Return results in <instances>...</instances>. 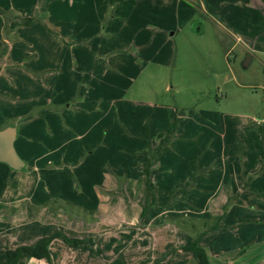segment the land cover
<instances>
[{
  "label": "crops",
  "instance_id": "1",
  "mask_svg": "<svg viewBox=\"0 0 264 264\" xmlns=\"http://www.w3.org/2000/svg\"><path fill=\"white\" fill-rule=\"evenodd\" d=\"M174 1L179 11L191 13ZM188 1L197 2L196 9L235 44L244 42L249 56L264 57L257 25L264 24V0ZM149 26L144 29L155 27ZM9 27L0 24V47L8 46L0 52V129L15 128L14 148L24 167L16 171L0 163V224L8 230L41 228L10 236L13 246L2 247L0 263L8 250L59 233L48 247L50 261L24 256L18 264H142L139 242L152 243L150 232L165 228L188 239L169 240L165 258L183 255L192 237L203 236L199 245L208 262L214 257L216 264H235L249 255L248 264L264 263V118L223 110L185 114L160 103L137 109L111 97L116 90L107 85L101 96L95 82L118 70L129 74V66L112 55L129 53L134 67L143 65L141 73L170 65L166 40L157 36L128 37L119 42L127 47L117 48L113 39L102 42L91 34L95 24ZM175 113L177 127L166 142L158 134ZM239 128L252 129L253 136ZM116 234L131 239L118 246ZM117 246L131 255L117 256Z\"/></svg>",
  "mask_w": 264,
  "mask_h": 264
},
{
  "label": "rangeland",
  "instance_id": "2",
  "mask_svg": "<svg viewBox=\"0 0 264 264\" xmlns=\"http://www.w3.org/2000/svg\"><path fill=\"white\" fill-rule=\"evenodd\" d=\"M181 1L189 6L191 13L179 11L174 0H0V24L29 19L30 24H95L91 34L96 35L102 42L113 39L117 48H126V45L119 42L120 40L125 42V38L128 37L149 36L154 39L157 36L166 40L164 49L167 57L168 55L171 57L170 65L160 67L159 73L150 69L148 71L144 69L141 73L143 65L138 64L134 67L135 57L128 55L129 53H117L116 57L112 55L110 56L112 59L121 62L123 66H129V74L118 70L116 73H110L107 78L95 82L94 86L98 85L97 89L101 96L105 94L101 91L107 85L115 87L116 93L112 91L111 97L131 102L137 109L145 104L160 103L178 109L184 108L185 114L194 113V110H223L231 115L264 118V57L260 59L249 56L248 51L242 46L247 47L246 44L240 41L235 44L210 18L203 16L196 9L197 2ZM96 24L100 26L97 27ZM145 24H149L150 29L154 26L156 28L147 31L144 29ZM244 25L252 27L256 24ZM257 25L260 27V35L264 34V24ZM85 26L83 36L88 37L90 29ZM152 32L156 33L151 35ZM245 33L243 31L240 36H244ZM250 40L256 42L254 38ZM260 43L264 44V38H261ZM258 48L263 49L262 46ZM6 49L1 44L0 52H7L8 46ZM227 49L232 50L227 54L225 53ZM105 59L102 57L101 63H104ZM244 62L248 64L246 68L242 67ZM138 73L140 75L136 78ZM167 86L168 90L165 91ZM237 131L246 137L253 136V131L249 128H239ZM253 145L251 141L250 146ZM64 210L63 213L70 217L72 210L67 206H64ZM215 222L217 220L212 219L208 225H213ZM40 228L37 225L31 229L24 227L8 230L5 225L0 224V257L4 254L2 247L5 244L13 246L10 236L23 237L31 234V230L34 232ZM222 230L219 228L217 234H221ZM123 234H116L118 246L121 242L131 239ZM175 234L174 231L172 234L165 228L158 233L150 232L152 243H146L141 239L139 245L143 246V250L140 256L146 260L142 264H198L192 254L183 248V255H175L173 259L165 258L167 255L165 249L169 240L176 242L181 238L180 244L187 243L188 239L184 237L185 235L178 237ZM202 237L199 236V239ZM211 239L209 238L207 242ZM118 246L117 256L131 255V252L127 253V249ZM241 257V259L236 258L234 263L250 262L249 255H241ZM209 261V264H216L214 257ZM227 263L231 264L229 261Z\"/></svg>",
  "mask_w": 264,
  "mask_h": 264
},
{
  "label": "trees",
  "instance_id": "3",
  "mask_svg": "<svg viewBox=\"0 0 264 264\" xmlns=\"http://www.w3.org/2000/svg\"><path fill=\"white\" fill-rule=\"evenodd\" d=\"M31 20H15L13 22H11L9 29H15L17 26H19L20 24H24L26 26L30 25ZM177 127V113H175V115L173 116V119L171 120V122L169 123V125L158 134V138H162L165 137L166 138V142L173 136V133L175 132ZM143 138L145 141H147V126L144 125V135ZM150 165H148L149 168ZM147 167L145 168V175L146 178L149 177V169ZM71 206V205H69ZM146 213V210H143L141 212V216H143ZM217 222H219L220 217L216 218ZM216 225H214L213 228H215ZM212 228V229H213ZM57 237H61V235L59 233H55L52 236L48 237V238H44L39 240L38 242H36V244L34 246H21L16 248L13 251L8 250L6 252L7 255V261L3 264H18L19 261L24 257H30L33 259H45V260H50V254L48 251V247L50 242ZM64 241L66 243H70V241L66 238L63 237ZM78 242H74V244H77ZM186 251L190 252L192 254V256L196 259L198 264H209L208 262V258L205 254L204 249L199 245V237H197L189 246H187L186 248H184ZM2 264V263H0ZM110 264H123L120 260L116 259L114 261H112Z\"/></svg>",
  "mask_w": 264,
  "mask_h": 264
},
{
  "label": "water",
  "instance_id": "4",
  "mask_svg": "<svg viewBox=\"0 0 264 264\" xmlns=\"http://www.w3.org/2000/svg\"><path fill=\"white\" fill-rule=\"evenodd\" d=\"M247 63L242 64L243 68L247 67ZM16 138V130L13 127L0 129V163L6 164L12 170H21L24 162L18 156L14 148Z\"/></svg>",
  "mask_w": 264,
  "mask_h": 264
}]
</instances>
